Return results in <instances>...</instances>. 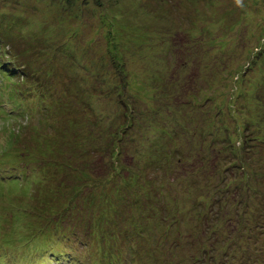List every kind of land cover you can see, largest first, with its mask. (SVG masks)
<instances>
[{
  "label": "rangeland",
  "instance_id": "374dc122",
  "mask_svg": "<svg viewBox=\"0 0 264 264\" xmlns=\"http://www.w3.org/2000/svg\"><path fill=\"white\" fill-rule=\"evenodd\" d=\"M0 31V264L229 259L239 222L264 264L234 186L264 185V0H0Z\"/></svg>",
  "mask_w": 264,
  "mask_h": 264
},
{
  "label": "trees",
  "instance_id": "16d2710c",
  "mask_svg": "<svg viewBox=\"0 0 264 264\" xmlns=\"http://www.w3.org/2000/svg\"><path fill=\"white\" fill-rule=\"evenodd\" d=\"M2 42L6 43V45H8L7 37L5 38V36L0 31V43H2ZM15 55H17V53H14V56ZM121 131L124 133L123 128ZM118 138H120V137L118 134H116V136L110 140V147H111L110 153H112V152L114 153L113 154V160L111 159V164L113 162H118L117 159H119V156L122 152L121 148H120L121 146L117 142ZM116 147H117V150H115L116 152H114L113 148H116ZM234 156H236V158H234V161H235V159H237V154L235 153ZM243 174L246 175V176L242 177L243 181L239 182V183H235L234 186L241 187L242 191H243L242 193H245V194L246 193H252V192L256 193L255 198L256 199L258 198V201L260 198H264V185H263V183L262 184L257 183L256 181H254L252 183V181L249 180L251 175L248 176V180H247V174L245 172H243ZM244 178H245V180H244ZM253 185H256L258 187L253 186ZM73 197H75V201H72V203L78 204L79 202L77 201V196H73ZM73 197L69 198V200H72ZM251 212L253 213V217L255 216L256 219L258 218V219L262 220V218H264V208L263 207H260L257 210L254 209ZM235 213H236V211L234 213L232 212L230 215H234ZM255 213H256V215H255ZM237 225H238V226H236L237 229L234 231V233L230 234L228 232L227 233L228 235L223 237V241L227 242V245L229 244V246H228L230 248V258L229 259L226 257V254L223 255L224 256L223 259H219L217 256L218 253H216V251L212 248H206L204 246L197 247V246H193L191 243H188V245H184V244L182 245V243H178L175 241L176 236H177L176 234L174 235V237L171 238L172 242L170 244H167V242H165L166 244H164V245H167V246H159L158 248L165 250V252L167 254H171V255H173L174 250L180 249V248H182V246L190 249L191 254L189 255V258H188L186 264H231L229 260L232 259L231 257H234V253H232V250L235 251V250L239 249L238 250L239 255H241L243 257L242 259L244 260V262L246 264L249 261H252V264H258L256 261L250 260V258L248 257V255L252 256L255 253V246H253V254L252 253L249 254L248 252H246V248L244 250V245L246 243H242V238H244V242H245V240L249 238L250 233L255 232V229L253 227L247 229L245 227L244 222H239ZM253 225L255 227V225H257V224L253 223ZM260 226H262V223L260 224ZM166 237H168V235ZM262 239L264 240V236H262ZM228 241L229 242L231 241V242L229 243ZM195 248H196V250H195ZM167 254H166V256H167ZM258 256H260V255H258ZM132 264H137V260H132ZM167 264H179V263L174 260V262H169Z\"/></svg>",
  "mask_w": 264,
  "mask_h": 264
}]
</instances>
